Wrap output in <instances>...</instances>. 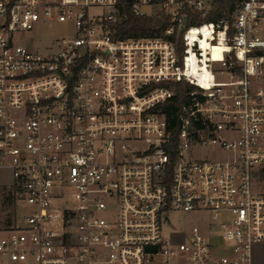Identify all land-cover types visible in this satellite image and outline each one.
Masks as SVG:
<instances>
[{
  "label": "built area",
  "instance_id": "2783aa9c",
  "mask_svg": "<svg viewBox=\"0 0 264 264\" xmlns=\"http://www.w3.org/2000/svg\"><path fill=\"white\" fill-rule=\"evenodd\" d=\"M127 8L171 26L118 36ZM54 21L71 31L45 50L17 40ZM210 147L216 159L195 156ZM0 171L22 206L0 264H254L264 0H0ZM176 211L206 226L173 241Z\"/></svg>",
  "mask_w": 264,
  "mask_h": 264
},
{
  "label": "rangeland",
  "instance_id": "374dc122",
  "mask_svg": "<svg viewBox=\"0 0 264 264\" xmlns=\"http://www.w3.org/2000/svg\"><path fill=\"white\" fill-rule=\"evenodd\" d=\"M145 13H155L156 10L144 8ZM109 13V10L102 7H92L89 9L90 16H99ZM71 31L68 25L59 22H49L45 25H37L31 33H26L23 37H17L19 41H35L36 47L46 49L47 46L63 36H67ZM194 154L199 158L216 159L219 154L214 147L208 149H196ZM259 188H257V191ZM12 178L7 171H0V240L7 234L8 230L16 225H21L22 221V206L12 196ZM63 202V201H60ZM170 226H164V234L168 237L171 233V240L181 242L184 232L190 230L193 226H206L208 215L206 213H184L172 212L170 213ZM183 233V234H182ZM176 234V235H175ZM175 235V236H174ZM181 255L177 261L170 264H184ZM153 264H164L161 259H154ZM254 264H264V249L258 250L255 253Z\"/></svg>",
  "mask_w": 264,
  "mask_h": 264
},
{
  "label": "trees",
  "instance_id": "16d2710c",
  "mask_svg": "<svg viewBox=\"0 0 264 264\" xmlns=\"http://www.w3.org/2000/svg\"><path fill=\"white\" fill-rule=\"evenodd\" d=\"M127 14V20L120 24L117 27L118 36L121 37H132V36H155L161 34L166 28L171 26V18L169 17H155V18H148L142 17L137 18L132 15L129 8L125 10ZM213 17L215 16L212 15ZM209 17L207 21L213 19V17ZM203 22H198L201 24ZM191 86L185 82H181L177 86L176 90V97L174 101L169 105V107H173L175 111H179L182 101L185 97L186 92L191 90ZM12 196L15 199L16 195L12 191Z\"/></svg>",
  "mask_w": 264,
  "mask_h": 264
}]
</instances>
